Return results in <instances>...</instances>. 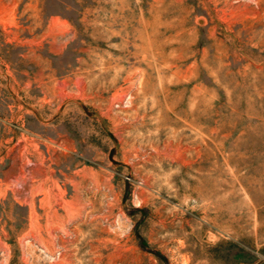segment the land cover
Instances as JSON below:
<instances>
[{"label": "rangeland", "instance_id": "obj_1", "mask_svg": "<svg viewBox=\"0 0 264 264\" xmlns=\"http://www.w3.org/2000/svg\"><path fill=\"white\" fill-rule=\"evenodd\" d=\"M0 264H264V0H0Z\"/></svg>", "mask_w": 264, "mask_h": 264}]
</instances>
